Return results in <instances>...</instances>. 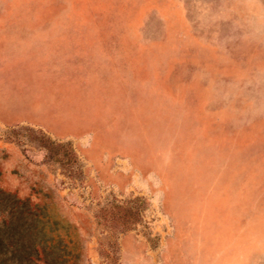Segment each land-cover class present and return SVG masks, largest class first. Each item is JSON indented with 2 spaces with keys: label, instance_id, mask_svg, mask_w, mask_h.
Instances as JSON below:
<instances>
[{
  "label": "rangeland",
  "instance_id": "rangeland-1",
  "mask_svg": "<svg viewBox=\"0 0 264 264\" xmlns=\"http://www.w3.org/2000/svg\"><path fill=\"white\" fill-rule=\"evenodd\" d=\"M0 190L60 264H264V0H0Z\"/></svg>",
  "mask_w": 264,
  "mask_h": 264
},
{
  "label": "trees",
  "instance_id": "trees-1",
  "mask_svg": "<svg viewBox=\"0 0 264 264\" xmlns=\"http://www.w3.org/2000/svg\"><path fill=\"white\" fill-rule=\"evenodd\" d=\"M35 209L26 199L0 190V264H60L55 245L44 244Z\"/></svg>",
  "mask_w": 264,
  "mask_h": 264
}]
</instances>
